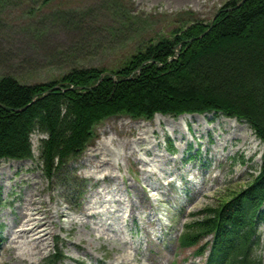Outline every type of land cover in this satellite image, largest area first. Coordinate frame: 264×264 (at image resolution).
Instances as JSON below:
<instances>
[{"label": "rangeland", "instance_id": "obj_1", "mask_svg": "<svg viewBox=\"0 0 264 264\" xmlns=\"http://www.w3.org/2000/svg\"><path fill=\"white\" fill-rule=\"evenodd\" d=\"M229 1L240 0H0V77L35 84L76 67L111 73L144 42L206 24ZM212 115L110 117L94 127L80 156L49 177L33 133L32 159L0 162V264H43L56 239L64 256L58 264H203L206 256L181 249L178 237L197 213L249 182L262 153L248 124ZM92 147L105 162L97 173L81 165ZM107 172L104 182L120 189L102 195L122 203L93 199ZM32 197L54 222L45 247L18 257L9 230ZM91 205L98 213L89 218L83 210ZM258 230L264 264V223Z\"/></svg>", "mask_w": 264, "mask_h": 264}, {"label": "trees", "instance_id": "obj_2", "mask_svg": "<svg viewBox=\"0 0 264 264\" xmlns=\"http://www.w3.org/2000/svg\"><path fill=\"white\" fill-rule=\"evenodd\" d=\"M238 2H227L211 27V21H194L169 37L144 42L111 70L112 75L102 76L107 71L103 68L76 67L57 81L35 84L2 75L0 162L32 159L31 136L42 134L39 159L49 177L80 156L98 123L120 114L150 120L155 115L213 113L238 119L262 145L259 170L242 188L226 192L215 206L197 213L178 240L180 247H196L198 255L208 251L204 264H261L264 0H246L235 7ZM207 237L211 241L202 242ZM62 259L56 241L43 264Z\"/></svg>", "mask_w": 264, "mask_h": 264}, {"label": "bare ground", "instance_id": "obj_3", "mask_svg": "<svg viewBox=\"0 0 264 264\" xmlns=\"http://www.w3.org/2000/svg\"><path fill=\"white\" fill-rule=\"evenodd\" d=\"M215 19V18H214ZM193 117H197V119H204V117L212 118V114H204V115H194ZM95 152H98V154H101L100 147H92L86 151L85 156L81 160V165L85 167V172H100L98 168L101 167L102 163L105 162L100 159L96 158ZM103 161V162H102ZM95 170V171H94ZM110 177L109 172L104 174L103 178L96 183L100 188V190H97L94 192L93 199L95 202L101 203V201H106L108 204L110 202H120L119 199H112L109 200L104 199L103 192L105 190H110L113 192L119 191L120 187L118 184H115L113 187H109L108 184H106L104 181ZM150 202V199L147 198ZM24 208L23 212L19 213L20 217L18 219V223L15 228H11L9 230V236H10V242H15L17 244L16 249L18 250L19 254L18 257H23L26 254H29L32 250L35 248H40L41 246H46V239L47 236L50 234V231L48 229V226L53 224V215L49 210H42V203L36 199V197L29 198L27 200H24ZM148 204V202H147ZM98 212L95 211V206L91 205L89 207H84L83 214L86 217H94ZM64 216V213L61 214ZM57 216V215H56ZM106 217H109L108 214H105ZM107 220V219H105ZM154 221L158 222V218H155ZM153 220L147 219V223L152 224L154 223ZM153 225V224H152ZM155 248V247H154ZM157 250V249H155ZM127 258V257H125ZM159 258H165L163 254L160 255Z\"/></svg>", "mask_w": 264, "mask_h": 264}, {"label": "water", "instance_id": "obj_4", "mask_svg": "<svg viewBox=\"0 0 264 264\" xmlns=\"http://www.w3.org/2000/svg\"><path fill=\"white\" fill-rule=\"evenodd\" d=\"M246 0H240L237 4H236V6L235 7H239L240 5H242L244 2H245ZM232 8L231 7H229V8H227V9H225V11L226 10H231ZM220 13V11L216 14V15H218ZM214 18L215 17H213L212 18V20H211V23H210V27L212 26V23H213V21H214ZM210 29V28H209ZM209 29L208 30H206L203 34H201V36L200 37H202V36H204L206 33H208V31H209ZM192 40H189V41H185L184 43H188V42H191ZM182 44H179L177 47H175V50H176V52L178 53V47L179 46H181ZM107 75H112L111 73H109V72H104L103 74H102V76H107ZM115 79V78H114ZM99 81H101V79L99 80ZM61 87L60 86H55L53 89H60ZM77 87H72L71 89H76ZM49 93V91H46L45 93H44V95H46V94H48ZM37 98V96H34L33 97V99H32V102H34L35 101V99ZM26 107H24V108H21V109H18V110H15V111H21V110H24Z\"/></svg>", "mask_w": 264, "mask_h": 264}]
</instances>
